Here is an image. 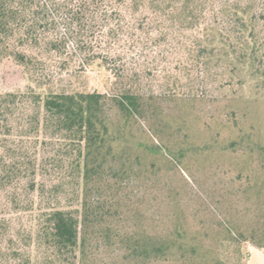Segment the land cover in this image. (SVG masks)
I'll return each mask as SVG.
<instances>
[{"label": "trees", "instance_id": "1", "mask_svg": "<svg viewBox=\"0 0 264 264\" xmlns=\"http://www.w3.org/2000/svg\"><path fill=\"white\" fill-rule=\"evenodd\" d=\"M262 1L0 0V62L29 82L0 93V264H221L237 237L264 248L228 220L235 206L192 225L176 180L201 170L203 191L214 167L235 169L232 194L248 202L264 186V143L245 141V115L198 114L207 77L264 99ZM153 41L169 50L149 54ZM70 53L112 71L111 96L53 82ZM152 57L168 64L156 94L141 69Z\"/></svg>", "mask_w": 264, "mask_h": 264}, {"label": "rangeland", "instance_id": "2", "mask_svg": "<svg viewBox=\"0 0 264 264\" xmlns=\"http://www.w3.org/2000/svg\"><path fill=\"white\" fill-rule=\"evenodd\" d=\"M258 1V0H257ZM261 2H256V8L260 11L262 5ZM260 28L264 32V19H261ZM134 36V35H133ZM130 46V47H129ZM124 47H129L132 54H134V42L132 44H127ZM123 46H118L112 50L123 51ZM147 51L149 54H154L158 51L169 50V46L163 44L161 46L154 45V41L148 43ZM154 50V52L152 51ZM130 52V53H131ZM153 52V53H152ZM156 57V55H155ZM67 59V60H66ZM153 57L149 58V64L145 63L143 65V73L146 76L144 79L145 92L148 94L159 93L161 91V79L163 77L161 70H164L168 64H159V62H154ZM67 65L64 69H60L59 75L53 77V82L58 87L72 88L85 91H97L100 93L112 95L111 89L116 81L112 71L104 66L93 65L87 66L83 65L80 56H75L70 53L65 58ZM143 62H140V64ZM132 64H134V56L132 57ZM148 64V65H147ZM83 65V70L81 66ZM134 66V65H133ZM149 66V68L147 67ZM79 70L74 72L75 70ZM147 71V72H146ZM204 84L206 88L204 89V98L201 103H199L198 114L203 117L216 114L218 112H226L230 109H234L238 117L242 118L244 125L243 128L250 129V138H245V141L254 140L255 142L264 143V99L257 96V91L252 84L246 83L243 88L226 89L225 91H220L217 89V84L213 77H207L204 79ZM29 85L28 79L24 74L22 68L17 66L11 60H5L0 62V93L4 92H16L24 91ZM259 98V99H258ZM208 114V115H207ZM220 115V113L218 114ZM198 136H200L198 134ZM230 133L228 130L221 129L220 137H229ZM232 136V135H231ZM248 137V138H249ZM182 174L187 179H185L181 173H177V182L184 187L183 190L186 192V206L187 214L191 218L192 225L203 222L209 223L212 219L202 217V212L206 207L213 208L217 206L223 216L224 212L231 206H235L236 209H240L242 214H239L233 208L230 214L229 221L236 220L238 217V224L240 227L244 228V225L248 223V226L256 234L258 239L264 242V186L260 187V190L250 192V201L245 200L244 194L241 196L237 195L238 189L240 190L241 181L239 180V171L235 169L226 170L225 168L214 167L212 171V178L207 180L204 184V192L201 191L200 180L202 179L203 172L201 170L188 169L187 167H182ZM195 190H191V185ZM188 191V192H187ZM201 192V193H200ZM234 192L235 195L232 194ZM249 193V192H248ZM202 201L200 200V198ZM248 196V197H249ZM3 200L0 197V212L4 210ZM218 211V212H219ZM203 218V219H202ZM29 220V217L22 218L21 222L23 224ZM194 220V221H193ZM20 223L19 221H17ZM194 228V226H192ZM237 241L224 242L221 243L216 253V258L221 261V264H241L244 258L248 259V247L249 245H254L251 241H244L240 237H237ZM241 254V255H240ZM217 260V259H216ZM241 262V263H240Z\"/></svg>", "mask_w": 264, "mask_h": 264}, {"label": "crops", "instance_id": "3", "mask_svg": "<svg viewBox=\"0 0 264 264\" xmlns=\"http://www.w3.org/2000/svg\"><path fill=\"white\" fill-rule=\"evenodd\" d=\"M248 264H264V248L255 245H249L248 247Z\"/></svg>", "mask_w": 264, "mask_h": 264}]
</instances>
